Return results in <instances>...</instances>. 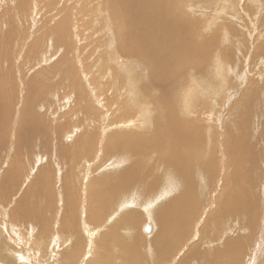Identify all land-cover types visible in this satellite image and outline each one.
I'll return each mask as SVG.
<instances>
[{"label": "rangeland", "instance_id": "374dc122", "mask_svg": "<svg viewBox=\"0 0 264 264\" xmlns=\"http://www.w3.org/2000/svg\"><path fill=\"white\" fill-rule=\"evenodd\" d=\"M110 2L0 0V264H129L117 251L127 235L139 250L130 264H264V0H183L182 32L197 49L206 43L209 55L177 72L154 70L126 51L128 28ZM155 73H171L170 80L163 84ZM25 112L43 121L32 141L20 133ZM168 120L181 126L192 165L155 142ZM149 140L155 149L141 144ZM104 158L114 165L118 158L120 167ZM165 202L177 215L166 213Z\"/></svg>", "mask_w": 264, "mask_h": 264}, {"label": "bare ground", "instance_id": "6f19581e", "mask_svg": "<svg viewBox=\"0 0 264 264\" xmlns=\"http://www.w3.org/2000/svg\"><path fill=\"white\" fill-rule=\"evenodd\" d=\"M23 1V0H22ZM25 1V0H24ZM183 0H111V7L113 8V11H116L117 12V14H119L120 15V18L122 19V21L124 22L125 21V23H126V25H127V28H128V31L125 33V40H124V42H122V44H124V46L126 47V51L130 54V55H133V56H144V57H146L147 59H148V61L151 63V65L153 66V68H154V70H158V69H161V70H166V69H169V70H171V71H173V70H175L176 69V72H177V70L178 69H181V68H183L184 66H185V64H188L189 65V63H192V62H197L196 64H199V67H200V64L201 65H203L204 63H205V61L206 60H204V62L202 61L203 59H205L204 57H205V55L207 54L206 53V51H207V44L206 43H204V42H202V43H200V45H199V48L197 49V47H196V44H194V42L192 43V42H190V40H191V37L189 36V35H187V33H183L182 32V30H183V21H182V18H181V15H180V9L177 7V6H179V4L182 2ZM18 2V1H17ZM199 2V1H198ZM20 3V2H19ZM109 6H110V4H109ZM17 9V8H16ZM19 9V8H18ZM22 10H23V8H22ZM33 25V24H32ZM188 28L189 29H191V27L190 26H188ZM50 30V29H49ZM51 31V30H50ZM53 31V30H52ZM226 32V31H225ZM52 34H54L53 32H51ZM49 35V34H48ZM54 36V35H53ZM225 36V35H224ZM36 41H38V40H36ZM123 48V47H122ZM42 49V48H41ZM211 49V48H210ZM40 50V49H39ZM211 50H213V49H211ZM214 51V50H213ZM212 51H210V53H211ZM33 54V53H32ZM207 55H209V54H207ZM4 56V55H3ZM9 57H10V55H8ZM181 56V58H178V57H180ZM6 57V56H5ZM4 57V58H5ZM196 57V58H195ZM35 58V57H34ZM143 58V57H142ZM6 59V58H5ZM146 63V62H145ZM7 68V67H6ZM185 68H183V70H184ZM58 70V69H57ZM59 71V70H58ZM65 71V70H64ZM163 71V72H164ZM53 73V72H52ZM66 73V72H65ZM64 73V74H65ZM67 73H70L69 71L67 72ZM174 73V72H173ZM163 74V73H162ZM161 74V75H162ZM170 74L171 73H169L167 76H165L163 79H161V75L159 74V73H155L154 74V76H155V78L157 79H159V80H161L162 82H163V84H165L166 82H168L170 79H169V76H170ZM68 75V74H67ZM152 75V74H151ZM66 76V75H65ZM64 76V77H65ZM68 76H66V78H67ZM70 79V78H69ZM112 79H116V78H114V77H112ZM113 81V80H112ZM111 81V82H112ZM116 81V80H115ZM126 81H127V79H126ZM39 82V81H38ZM63 82V81H62ZM79 82V81H78ZM154 82V81H153ZM33 83H35V82H33ZM36 83H37V80H36ZM132 83V82H131ZM152 83V82H151ZM172 83L173 82H171V85H172ZM32 84V83H31ZM63 84H64V82H63ZM67 84V83H66ZM65 84V85H66ZM107 84V83H106ZM114 84H115V82H114ZM119 84V83H118ZM159 84V83H158ZM33 85V84H32ZM39 85H40V83H39ZM59 85V84H58ZM71 85V84H70ZM110 85V84H109ZM169 85V84H168ZM170 85V86H171ZM175 85V84H174ZM42 86V85H41ZM68 86V85H67ZM119 86V85H118ZM117 86V87H118ZM177 86V85H176ZM176 86H174V87H176ZM31 86H29V89H31L30 88ZM33 87H36L35 85L33 86ZM32 87V88H33ZM69 87V86H68ZM72 87H74V86H72ZM71 87V88H72ZM113 87H114V85H113ZM173 87V85H172V88L173 89H175ZM170 89V92H172L173 91V89ZM74 89V88H73ZM39 90V89H38ZM172 90V91H171ZM30 91V90H29ZM74 92H76V90H74ZM73 92V93H74ZM167 92H169V90L167 89ZM31 93V92H30ZM69 93V92H68ZM77 93V92H76ZM76 93H75V95H76ZM78 94V93H77ZM61 95V94H60ZM63 95V94H62ZM71 95V94H70ZM73 96H74V94H73ZM28 97V96H27ZM79 97H81V96H79ZM59 98H60V96H59ZM134 98V97H133ZM68 99V98H67ZM71 99H73V98H71ZM76 99V98H75ZM84 99V98H83ZM86 99H88L87 97L85 98V100ZM29 100V99H28ZM69 100V99H68ZM135 100V99H134ZM31 101V100H30ZM58 101H60V100H58ZM69 101H71V100H69ZM78 101H80L81 102V100H77L76 102H78ZM128 101V100H127ZM46 102V101H45ZM89 102H91V101H89ZM128 103V102H127ZM36 104V103H35ZM123 104H124V102H123ZM122 104V105H123ZM1 105V104H0ZM37 105V104H36ZM93 105V104H92ZM95 105V104H94ZM126 105V104H125ZM2 106V105H1ZM34 106V105H33ZM48 106V105H47ZM86 106V105H85ZM89 106V105H88ZM124 106V105H123ZM131 106V105H130ZM130 106H126V107H128L126 110H128L129 108H131ZM12 107H14V105L12 106ZM36 107V106H35ZM34 107V108H35ZM93 107V106H92ZM91 107V108H92ZM174 107V106H173ZM172 107V108H173ZM33 108V107H32ZM81 108H83L82 106H81ZM174 108H176V107H174ZM1 109L2 108H0V114L1 115H3L2 113H1ZM14 109V108H13ZM27 109V108H26ZM36 109V108H35ZM84 109V108H83ZM90 109V108H89ZM4 110V109H3ZM2 110V111H3ZM9 110H11V109H9ZM30 111H31V109H29ZM34 110V109H33ZM49 110V109H48ZM87 110H88V108H87ZM121 110V109H120ZM133 110V109H132ZM6 111H7V109H6ZM50 111V110H49ZM76 111V110H75ZM74 111V112H75ZM85 111V110H84ZM134 111V110H133ZM79 113H82L81 112V110L80 111H78ZM87 111H85V113H86ZM89 112V111H88ZM124 112V111H123ZM174 112V111H173ZM37 113V112H36ZM75 113H77V112H75ZM120 113V112H119ZM7 114V113H6ZM35 114V113H34ZM5 115V114H4ZM3 115V116H4ZM44 115V114H43ZM78 115V114H77ZM126 115V114H125ZM131 115V114H130ZM39 116H41V114L39 115ZM6 117V116H5ZM23 121L22 120H20V121H22V124H21V128H22V132H20V133H23L28 139H30L31 141L35 138V137H38V135H40L41 133H42V128L40 127V125L41 126H43L42 124H43V121H42V123L40 124V120H39V118H37L38 116H36V115H32V114H30V112H25L24 113V115H23ZM128 117V116H127ZM182 117V116H181ZM7 118V117H6ZM41 118V117H40ZM124 118H126V117H124ZM183 118V117H182ZM142 119V118H141ZM176 119H179V118H176ZM75 120H76V118H75ZM139 120H140V118H139ZM143 120V119H142ZM181 120H183V119H181ZM141 121V120H140ZM180 121V120H179ZM4 122V121H3ZM2 122V123H3ZM122 123H123V120L121 121ZM142 122V121H141ZM1 123V124H2ZM72 123V122H71ZM134 123V122H133ZM136 123V122H135ZM137 123H138V121H137ZM142 124H143V122H142ZM157 124H159V123H157ZM164 124V123H163ZM130 124H128V126H129ZM137 125H139V124H137ZM161 126H162V124H160ZM159 125V126H160ZM5 125H2V127H4ZM132 126V125H131ZM86 127V126H85ZM84 127V128H85ZM94 127V126H93ZM124 127H126V126H124ZM134 127V126H133ZM132 127V128H133ZM156 127V126H155ZM154 127V128H155ZM6 128V127H5ZM7 128L9 129V126H7ZM135 129L134 130H136L137 128L136 127H134ZM252 128V127H251ZM7 129V130H8ZM70 129V128H69ZM68 129V130H69ZM80 129H82V128H80ZM80 129H79V131H80ZM145 129V128H144ZM144 129H141L140 131H142V130H144ZM157 129V128H156ZM255 129V128H254ZM6 130V129H5ZM15 130H16V128H15ZM73 130V129H72ZM115 130V129H114ZM118 130H120V128L118 129ZM122 130H124V129H122ZM138 130H139V128H138ZM158 130V129H157ZM181 130H182V128H181V126L178 124V123H174V124H172V123H170V121L168 120V124L166 125V126H163L160 130H158L160 133L159 134H157L156 135V139H154L155 140V142L157 143V144H159L160 142H163L164 143V147L163 148H167L168 149V155L170 156L171 155V157H174L175 159H177L178 161H185V160H188L189 158H191L192 156H195V154L194 153H189V151H190V148L189 147H182V143H183V135H182V132H181ZM18 131V130H17ZM76 131V130H75ZM91 131H93V130H91ZM256 131V130H255ZM2 132H4V129H3V131ZM1 132V138H2V136H3V133ZM88 132V131H87ZM87 132H83L84 134H85V136L88 134ZM95 132H97V131H95ZM94 132V133H95ZM112 132H114V131H111V133ZM116 132H118V131H116ZM116 132L113 134V135H115L116 136ZM122 132V131H121ZM129 132V131H128ZM127 132V133H128ZM76 133H79V132H75V134ZM110 132L107 134V135H109V134H111ZM151 133H152V131H151ZM135 134V133H134ZM133 134V135H134ZM137 134H139V132L137 133ZM153 134V133H152ZM51 135V134H50ZM89 135V134H88ZM96 135H98V134H96ZM112 135V136H113ZM118 135H120V134H118ZM117 135V136H118ZM125 135V134H124ZM132 135V138L134 137ZM136 135V134H135ZM78 136H79V134H78ZM81 137L83 136V135H80ZM99 136V135H98ZM97 136V139L99 138ZM111 136V135H110ZM110 136H108L107 137V140H108V138H109V141H112L111 140V138H110ZM137 136V135H136ZM145 136V135H144ZM19 137V139H20V136H18ZM25 137V138H26ZM80 137V138H81ZM84 137V136H83ZM88 137V136H87ZM93 137L94 136H92L90 139H93ZM138 137V136H137ZM3 138H5L4 136H3ZM8 138V137H7ZM14 138V137H13ZM114 138V137H113ZM116 138H120V137H116ZM144 138H146V137H144ZM15 139V138H14ZM38 139V138H37ZM84 139H85V137H84ZM89 139V140H90ZM95 139V138H94ZM93 139V140H94ZM96 139V140H97ZM125 139V138H124ZM153 139V138H152ZM1 140H3V139H1ZM4 140H6V138L4 139ZM16 140H17V138H16ZM77 140V142H80L79 140L80 139H76ZM87 140V139H86ZM85 140V141H86ZM105 140H106V137H105ZM120 141H121V139H119ZM154 140H149V142H146V141H144V142H142L141 144L143 145V146H149V144H151L152 145V142L154 141ZM41 141H42V139H41ZM91 142H92V144L94 145V142L92 141V140H90ZM89 141V142H90ZM95 141V140H94ZM103 141H104V139H103ZM108 141V142H109ZM116 141V140H115ZM119 141V142H120ZM14 142H15V140H14ZM17 143H18V140L16 141ZM25 142H26V140H25ZM77 142H76V144H77ZM97 142H99V139H98V141ZM102 142V141H101ZM113 142V141H112ZM111 142V143H112ZM186 143H187V141H185ZM27 143V142H26ZM26 143H24L25 144V146H26ZM47 143V142H46ZM74 143H75V141H74ZM80 143H82V141L80 142ZM83 143H84V146H82V147H86L87 146V150H89V147L90 146H88V145H90L88 142V145H85L86 143L83 141ZM116 143V142H115ZM127 143V142H126ZM147 143H149V144H147ZM15 144V143H14ZM20 144V143H19ZM28 144V143H27ZM76 144H73V145H76ZM91 144V145H92ZM95 144H96V141H95ZM121 144V143H120ZM123 144H125L124 142H123ZM3 145H4V142H3ZM16 145V144H15ZM29 145H30V142H29ZM80 145V144H79ZM83 145V144H82ZM92 145V146H93ZM112 145V144H111ZM116 145H117V143H116ZM140 145V144H139ZM138 145V146H139ZM6 146V145H5ZM71 146V145H70ZM77 146V145H76ZM91 146V148H93ZM102 146V145H101ZM104 146V145H103ZM119 146H121V145H119ZM74 147V146H73ZM94 147H95V145H94ZM105 147H107V146H105ZM122 147V146H121ZM161 148H162V146H160ZM13 148V147H12ZM16 148V147H15ZM30 148V147H29ZM33 148V147H32ZM45 148V147H44ZM75 148V147H74ZM125 148V147H124ZM123 148V149H124ZM152 148H153V145H152ZM19 149H21V148H19ZM25 149V148H24ZM35 149V148H34ZM48 148L46 147V150H47ZM50 150H49V152L51 151V148H49ZM67 148H65V150H66ZM153 149H155V148H153ZM15 150V152H13V153H15L14 154V156H16V153H17V151H16V149H14ZM13 150V151H14ZM18 150V149H17ZM22 150V149H21ZM20 150V151H21ZM45 150V149H44ZM45 150V151H46ZM68 150V149H67ZM79 150V149H78ZM107 150H109L108 149V147H107ZM107 150H105L104 152H105V154H107L106 152H107ZM112 150H114V149H112ZM124 150H126V149H124ZM122 151L121 153H122V155L121 156H124V152H126V151ZM146 150V149H145ZM157 150V149H156ZM159 150L160 149H158L157 150V152H156V154L157 155H159ZM162 150V149H161ZM160 150V152H163V153H165L164 151L166 150H162L161 151ZM175 150V151H174ZM20 151H18V152H20ZM27 152H28V150H26ZM39 151V150H38ZM89 151H91L93 154H94V152H93V150L91 149V150H89ZM102 151V153H103V150H101ZM109 151H111V149L109 150ZM109 151H108V153H109ZM138 151H140V148H139V150ZM174 151V152H173ZM1 152H2V149H1ZM24 152V151H23ZM34 152V151H33ZM43 152V151H42ZM91 152H89V153H91ZM111 152H113V151H111ZM142 152V151H141ZM155 152V151H154ZM153 152V153H154ZM173 152V153H172ZM35 153V152H34ZM38 153H40V152H38ZM62 153H63V151H62ZM163 154V156L165 155V157H166V155L167 154ZM170 153V154H169ZM2 154V153H1ZM4 154V153H3ZM36 154V153H35ZM34 154V155H35ZM41 154V153H40ZM64 154V153H63ZM104 154V153H103ZM114 154H115V151L113 152V154H112V158L113 157H115L114 156ZM138 154H140V153H138ZM160 154H162V153H160ZM25 155V154H24ZM39 155V154H38ZM44 155V154H43ZM90 155H92V154H90ZM108 155V154H107ZM117 155V154H116ZM119 155V154H118ZM135 155H137V154H135ZM153 155V154H152ZM13 156V157H14ZM73 156V155H72ZM84 156V155H83ZM125 156H127V155H125ZM139 156H141V155H139ZM162 156V155H161ZM162 156V157H163ZM28 157V156H27ZM35 157V156H34ZM42 157V156H41ZM69 157H71V155L69 154ZM68 157V158H69ZM80 157H82V156H80ZM79 157V158H80ZM105 157H106V155H105ZM108 157H110L109 155H108ZM142 157H143V155H142ZM162 157H160V158H162ZM47 158V157H46ZM84 158V157H83ZM119 158V157H118ZM116 159V160H118L116 163H119L120 161H119V159ZM124 158V157H123ZM141 158V157H140ZM3 159V158H2ZM26 159V158H25ZM39 159V158H38ZM65 159V158H64ZM87 159V158H86ZM126 159V158H125ZM125 159H124V161H125ZM151 159V158H150ZM164 159V158H163ZM165 159H167V158H165ZM5 160V159H4ZM16 160V159H15ZM55 160V159H54ZM80 160V159H79ZM104 160H108V158L107 159H105L104 158ZM132 160H133V158H132ZM135 160H137V159H135ZM141 160V159H140ZM145 160V159H144ZM189 160H191L190 161V163H189V166L190 165H192V163H193V158L192 159H189ZM3 161V160H2ZM14 161V160H13ZM31 161V160H30ZM37 161V160H36ZM109 161V160H108ZM111 161V160H110ZM110 161H109V163H110ZM134 161V160H133ZM146 161V160H145ZM149 161V160H148ZM167 161H169V159H167ZM1 162V161H0ZM16 162H17V160H16ZM20 162V161H19ZM78 162H80V161H78ZM112 162H114L113 160H112ZM114 162V163H115ZM131 162V161H130ZM139 162V161H138ZM141 162V161H140ZM139 162V163H140ZM2 163V162H1ZM4 163V162H3ZM11 163V162H10ZM18 163V162H17ZM47 163V162H46ZM115 163V165L114 164H111L110 163V165H112V167L111 166H109V167H111V168H113V170L115 169V167H116V164ZM122 163V162H121ZM125 163V162H124ZM131 163H133V162H131ZM131 163H129L128 165L129 166H132L133 164H135V163H133V164H131ZM163 163V162H162ZM164 163H165V161H164ZM186 163V162H185ZM142 164H145L144 162L142 163ZM141 164V165H142ZM150 164V163H149ZM169 164V163H168ZM167 164V165H168ZM187 164V163H186ZM24 165H26V163L24 164ZM29 165V164H28ZM125 165V164H124ZM140 165V164H139ZM140 165V166H141ZM176 165V164H175ZM174 165V166H175ZM179 165V164H178ZM181 166H182V164H180ZM14 166V165H13ZM32 166V165H31ZM105 165H103V167H104ZM115 166V167H114ZM117 166H119V165H117ZM137 166V165H136ZM139 166V167H140ZM149 166V165H148ZM148 166L146 167V165H145V167H143V166H141V168L140 169H143V173L144 172H147V171H152V170H150L151 169V167H149V170L147 169L148 168ZM168 166H170V165H168ZM184 166V165H183ZM19 167V166H18ZM109 167H106L105 166V170H106V168H109ZM120 167V166H119ZM123 168H125L124 166H122ZM127 167V166H126ZM143 167V168H142ZM173 167V166H172ZM132 168H133V166H132ZM180 168V167H179ZM187 168V167H186ZM12 169H14V168H12ZM23 169V168H22ZM101 169V168H100ZM183 169V168H182ZM249 170V168H246V170ZM15 170V169H14ZM40 170V169H39ZM45 170V169H44ZM102 170H104L103 168H102ZM105 170H104V172H105ZM116 170H117V167H116ZM116 170H114V171H116ZM136 170V169H135ZM160 170V169H159ZM11 171H13V170H11ZM18 171V170H17ZM20 171V170H19ZM24 171H26V169H24ZM31 171V170H30ZM32 171H33V169H32ZM42 171V170H41ZM121 171H122V168H121V170L119 171L118 170V173H120L121 174ZM160 171H162V170H160ZM173 171V170H172ZM172 171H171V173H172ZM188 171H189V169H188ZM250 171V170H249ZM15 172H16V170H15ZM21 172V171H20ZM44 172H47V171H44ZM43 172V173H44ZM111 172H112V169H111ZM123 172H124V170H123ZM137 172H140V171H138L137 170ZM164 172V171H163ZM175 171H173V173H174ZM181 172V171H180ZM186 172V171H185ZM190 172V171H189ZM253 172H254V170L253 169H251V171H250V175L249 176H251V177H253ZM39 175H40V173L39 172H37ZM106 173V172H105ZM128 173V172H127ZM136 173V172H135ZM159 173V172H158ZM183 173V172H182ZM181 173V174H182ZM188 173V172H187ZM248 173V172H247ZM12 174V173H11ZM22 174V173H21ZM28 174V173H27ZM110 174V173H109ZM133 174V173H132ZM153 174V173H152ZM10 175V174H9ZM8 175V177H10ZM104 175V174H103ZM129 175H131L130 173H129ZM128 175V176H129ZM134 175V174H133ZM138 175V174H137ZM136 175V176H137ZM154 175V174H153ZM178 175L180 176V173H178ZM13 176H14V174H13ZM13 176H11V177H13ZM20 176V175H19ZM47 176V175H46ZM100 177H101V175H99ZM111 176V175H110ZM114 176V175H113ZM125 176V175H124ZM127 176V177H128ZM18 177V176H17ZM20 177H22V176H20ZM28 177V176H27ZM26 177V178H27ZM45 177V176H44ZM48 177V176H47ZM100 177H98V178H100ZM115 177V176H114ZM122 177V176H121ZM143 177H146L145 175L143 176ZM152 177H154V176H152ZM166 177H168V175L166 176ZM174 177V176H173ZM245 177H248L247 175H245ZM49 178V177H48ZM95 178V177H94ZM97 178V179H98ZM171 178V177H170ZM181 178V177H180ZM45 179V178H44ZM101 179H102V177H101ZM145 179V178H144ZM143 178H142V180L141 181H143L144 180ZM152 179V178H151ZM150 179V180H151ZM169 179V178H168ZM167 179V180H168ZM17 180H19V177L17 178ZM24 180H26V179H24ZM100 180V179H99ZM103 180H104V178H103ZM110 180V179H109ZM127 180V182L128 181H130V180H133L134 181V177H131L130 176V178H128V179H126ZM137 180V179H136ZM177 180V179H176ZM15 181V180H14ZM20 181V180H19ZM41 181V180H40ZM91 181V180H90ZM101 181V180H100ZM106 181V180H105ZM111 181V180H110ZM132 181V182H133ZM141 181H139V182H141ZM145 181V180H144ZM147 181V180H146ZM162 181V180H161ZM164 181V180H163ZM166 181V180H165ZM178 181V180H177ZM10 182H12V180L10 181ZM43 182V181H42ZM92 182V181H91ZM94 182V181H93ZM96 182V181H95ZM95 182H94V184H95ZM108 182V181H107ZM126 182V183H127ZM135 182V181H134ZM167 182H170V181H167ZM250 182L252 183V179L250 180ZM8 183V182H7ZM17 183V182H16ZM90 182H88V184H89ZM98 183H99V181H98ZM103 183V182H102ZM109 183V182H108ZM107 183V184H108ZM115 183H117V182H115ZM145 184H146V182H144ZM155 183V182H154ZM180 183V182H179ZM182 183V182H181ZM87 184V185H88ZM94 184H91V185H93L94 186ZM101 184V183H100ZM99 184V187L101 186ZM117 184H119V183H117ZM156 184V185H155ZM155 184H153V186H156V188H157V182L155 183ZM183 184V183H182ZM137 185H139V184H137ZM142 185V184H141ZM141 185H139V187L141 186ZM158 185H160V184H158ZM5 186V185H4ZM3 186V187H4ZM28 186V185H27ZM30 186H31V184H30ZM96 186H97V184H96ZM107 186V188L109 189V192L112 194V196H113V194H115L117 191H115V189H114V192L112 193V191H113V186H111V185H106ZM130 186V185H129ZM172 186H174V185H172ZM1 187V186H0ZM29 187V186H28ZM41 187V186H40ZM89 187V186H88ZM90 187H92V186H90ZM135 187V186H134ZM149 187V186H148ZM162 187V186H161ZM180 187V186H179ZM30 188V187H29ZM32 188H35V187H32ZM94 188H95V186H94ZM93 188V189H94ZM105 188V187H104ZM115 188V187H114ZM117 188V187H116ZM131 188V187H130ZM133 188V187H132ZM137 188H138V186H137ZM182 188V187H181ZM26 189V188H25ZM38 189V188H37ZM41 189V188H40ZM93 189H90L91 191L93 190ZM96 189V188H95ZM94 189V190H95ZM100 189H102V188H100ZM99 189V190H100ZM106 189V188H105ZM143 189H144V187H143ZM176 189H178V188H176ZM5 190V189H4ZM15 190V189H14ZM89 190V189H88ZM132 190V189H131ZM141 190H142V188H141ZM145 190H146V188H145ZM155 190V189H154ZM6 191V190H5ZM96 191V190H95ZM95 191H93L92 193H94ZM104 191V190H103ZM143 191V190H142ZM7 192V191H6ZM34 192V191H33ZM42 192V191H41ZM40 192V193H41ZM90 192V191H89ZM100 193H101V191H99ZM108 192V193H109ZM132 192V191H131ZM131 192H128V193H131ZM155 192V191H154ZM167 192V191H166ZM165 191L163 192L164 193V195H165V193H166ZM169 192V191H168ZM172 192V191H171ZM181 192V191H180ZM2 193V192H1ZM30 193V192H29ZM134 193H136V192H134ZM149 193V192H148ZM159 193V192H158ZM158 193H155V194H157V196L159 197L160 195H158ZM242 193V192H241ZM7 194V193H6ZM28 194V193H27ZM98 194V193H97ZM102 194V193H101ZM117 194V193H116ZM132 194V193H131ZM137 194H139V196L141 197V195L142 194H140L139 192L137 193ZM154 194V195H155ZM159 194H161V193H159ZM167 194H169V193H167ZM174 194V193H173ZM26 195V194H25ZM39 195H41V194H39L38 193V196ZM94 195H96V194H94ZM99 195V194H98ZM130 195V194H129ZM133 195V197L135 198V196H134V194H132ZM145 194H143V196H144ZM161 195H163V194H161ZM170 195V194H169ZM43 196V195H42ZM90 196H91V193H90ZM107 196V195H106ZM105 196V192L103 193V195H101L100 197L102 198V199H107V197ZM116 196V195H115ZM24 197V196H23ZM22 197V198H23ZM26 197V196H25ZM31 198H32V196H30ZM29 197V198H30ZM93 197V196H92ZM95 197V196H94ZM128 197H132L131 195L130 196H128ZM138 197V196H137ZM144 197H146V196H144ZM158 197L156 198V199H158ZM162 197V196H161ZM28 198V199H29ZM98 198V197H97ZM116 198V197H115ZM163 198V197H162ZM21 199V198H20ZM25 199V198H24ZM24 199H22V200H24ZM40 199H42V198H40ZM92 199V198H91ZM96 199V197L94 198V200ZM33 200V199H32ZM37 201V200H36ZM146 201H147V198H146ZM162 201L164 202V201H166V200H163L162 199ZM176 203H174V206H178V208L180 207V205H181V202L178 200V198H176ZM28 202L30 203L31 201H29L28 200ZM99 202V201H98ZM128 202V201H127ZM159 202H161V201H159ZM22 203V202H21ZM70 203V202H69ZM102 203V202H101ZM101 203H99V204H101ZM134 202H132V204H133ZM149 203V202H148ZM165 203H167V202H165ZM33 204V203H32ZM139 204V203H138ZM141 204V203H140ZM163 204V203H162ZM167 204H169V206H170V203H167ZM30 205H31V203H30ZM36 205H37V203H36ZM67 205V204H66ZM71 205V204H70ZM75 205V204H74ZM73 205V206H74ZM16 206V205H15ZM25 206H27V205H24V208H28V210H29V207H25ZM105 206V205H104ZM229 206L230 207H232V208H234V205L233 204H229ZM67 207H68V205H67ZM100 207H102V206H100ZM155 208L157 207L156 205L154 206ZM21 208V207H20ZM23 208V207H22ZM22 208H21V211H22ZM23 208V209H24ZM75 208V207H74ZM167 208H169V207H167ZM166 208V209H167ZM98 210H99V208H97ZM227 209V208H226ZM27 210V209H26ZM104 210V209H103ZM106 210V209H105ZM109 210V209H108ZM107 210V211H108ZM172 205L170 206V208L166 211V213L168 214L169 213V215L170 216H173L174 217V215H177V213L176 214H174L173 212H172ZM20 211V212H21ZM161 210H159V212H160ZM232 211V210H231ZM31 213H33L34 212V210H32V211H30ZM99 213H100V211H98ZM14 213H15V211H14ZM29 213V212H28ZM98 213V214H99ZM163 213H165V211L163 212ZM163 213L161 214V215H163ZM165 213V214H166ZM18 214V212H16V216H18L17 215ZM22 214V213H21ZM103 214V213H102ZM160 214V213H159ZM158 214V215H159ZM36 215V214H35ZM39 215V214H38ZM70 215V214H69ZM225 215H226V213H225ZM20 216V215H19ZM105 216V215H104ZM223 216H224V214H223ZM22 217V216H21ZM27 217V216H26ZM152 217V216H151ZM165 218V219H167V220H169L170 218H172V217H170V218H167L166 216H162V218ZM19 218V217H18ZM25 218V217H24ZM31 218V217H30ZM29 218V219H30ZM71 218V217H70ZM176 221L174 222V224H176L177 222H178V216H176ZM78 219V218H77ZM127 219H128V216H127ZM28 220V219H27ZM66 220V219H65ZM26 221V220H25ZM163 221V220H162ZM45 222V221H44ZM129 224H131V225H133L132 223L134 222L135 223V220L133 219V218H130L129 219ZM164 222V221H163ZM70 223V222H69ZM71 223H72V221H71ZM171 223V222H170ZM169 223V224H170ZM158 224V223H157ZM164 224H165V222H164ZM168 224V223H167ZM168 224V225H169ZM173 224V225H174ZM219 224V223H218ZM46 225V224H45ZM69 225V224H68ZM159 225V224H158ZM216 225V224H215ZM50 226V225H49ZM70 226V225H69ZM123 226H124V224H123ZM157 226V225H156ZM163 226V225H162ZM161 226V227H162ZM128 227H129V225H128ZM159 227H160V225H159ZM122 228H124V227H122ZM163 228H165V227H162V229ZM130 229H132V228H130ZM129 228H128V231L130 230ZM153 229V228H152ZM215 229V228H214ZM124 230V229H123ZM161 230V228H159V231ZM164 231V230H163ZM67 232V231H66ZM133 232V231H132ZM129 234H130V232H129ZM2 236V235H1ZM123 236V235H122ZM128 236V235H127ZM127 236L126 237H123V238H125L122 242H121V247L120 248H117V251H118V249H121V248H123V250L121 249V250H119V251H122L121 252V254H124V256L126 257V259L129 261V264L131 263V261L134 259V256H136V255H134V254H136L135 252H136V249L138 248V247H136V244H131V240H130V238H127ZM158 238V237H157ZM133 239V238H132ZM121 240H122V238H121ZM133 241H134V239H133ZM133 241H132V243H133ZM110 242V241H109ZM119 243H120V241H118ZM136 243V242H135ZM150 243V242H149ZM138 245V244H137ZM139 245H140V242H139ZM162 244H160V246H161ZM105 246H107V245H105ZM117 246H120V244L118 245L117 244ZM106 248V247H105ZM156 249V248H155ZM114 250V249H113ZM138 250V249H137ZM139 251V250H138ZM141 253V252H140ZM3 254V253H2ZM110 254V253H109ZM119 255V254H118ZM138 255H140V254H138ZM6 256V255H5ZM120 256V255H119ZM1 257V256H0ZM124 257V258H125ZM137 258H139V257H137ZM122 259H123V256H122ZM126 260V261H127ZM136 260V259H135ZM117 262V261H116ZM123 262H125V261H123ZM122 262V263H123ZM141 262H142V260H141ZM4 263H6V259H5V262ZM119 264V263H118ZM140 264H142V263H140Z\"/></svg>", "mask_w": 264, "mask_h": 264}, {"label": "water", "instance_id": "95a60500", "mask_svg": "<svg viewBox=\"0 0 264 264\" xmlns=\"http://www.w3.org/2000/svg\"><path fill=\"white\" fill-rule=\"evenodd\" d=\"M146 230H150V226L149 225L146 226Z\"/></svg>", "mask_w": 264, "mask_h": 264}]
</instances>
